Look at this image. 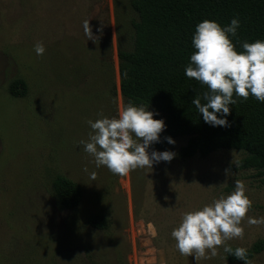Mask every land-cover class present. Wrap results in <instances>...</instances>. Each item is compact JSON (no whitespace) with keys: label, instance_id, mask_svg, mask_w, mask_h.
Segmentation results:
<instances>
[{"label":"rangeland","instance_id":"obj_1","mask_svg":"<svg viewBox=\"0 0 264 264\" xmlns=\"http://www.w3.org/2000/svg\"><path fill=\"white\" fill-rule=\"evenodd\" d=\"M134 17L129 0H0V264H230L224 244L214 257L195 259L179 253L170 233L185 212L231 193L234 181L245 185L251 207L242 236L225 243L247 250L264 240V224L247 222L264 217L261 179L254 170L230 168L241 151L182 160L188 137H180L147 150L172 151L171 161L124 176L97 168L83 151L87 121L98 113L116 117L125 106L118 41L129 37ZM19 79L28 91L13 97L10 84ZM57 176L80 187L78 207L59 205ZM95 214L107 218V230L89 224ZM249 264H264V251Z\"/></svg>","mask_w":264,"mask_h":264},{"label":"trees","instance_id":"obj_2","mask_svg":"<svg viewBox=\"0 0 264 264\" xmlns=\"http://www.w3.org/2000/svg\"><path fill=\"white\" fill-rule=\"evenodd\" d=\"M129 5L135 14L129 24L131 32L127 39L120 36L118 41L120 92L125 105L129 101L143 105L164 120L166 127L151 148H167L166 137H188L179 151L182 160L208 158L219 150L241 151L244 156L230 168L254 170L264 186V102L234 94L237 102L229 106L228 126L212 127L191 103L197 95L205 102L202 94L206 85L184 75L194 51L192 34L205 19L224 27L238 18L240 27L234 37L230 36L238 52L243 51L245 41L264 40V0H129ZM27 91L22 79L9 87L13 97H24ZM54 191L65 209H74L83 200L80 187L64 176L56 177ZM89 224L98 230L109 227L102 214L93 215ZM263 251L264 240L254 243L247 249L248 262ZM226 259L230 264H244L228 253Z\"/></svg>","mask_w":264,"mask_h":264},{"label":"clouds","instance_id":"obj_3","mask_svg":"<svg viewBox=\"0 0 264 264\" xmlns=\"http://www.w3.org/2000/svg\"><path fill=\"white\" fill-rule=\"evenodd\" d=\"M85 35L90 36L89 21L83 22ZM240 27L238 18H232L228 25L221 27L214 20H203L195 26L191 37L194 51L184 69V75L206 85L207 91L197 95L191 103L205 123L212 127L228 126L227 116L230 105L236 104L239 97L247 99L253 96L258 102H264V40L245 41L243 51H237L230 36H235ZM37 55L44 53L42 43L34 45ZM98 119L88 120L91 131L87 141L80 140L83 151L93 158L97 168L105 166L112 174L124 176L137 168H152L154 163L171 161L172 151L149 153L151 144L159 142V134L166 127L163 119H154V113L143 105L131 101L116 117L109 118L98 113ZM167 143L174 144L171 137ZM87 171V169H85ZM226 170V175H228ZM95 179V173H90ZM251 207V201L245 194V185L234 181L233 191L221 194L210 204L185 212L178 226L170 233L175 247L181 255H193L208 258L217 254V248L224 244L223 251L249 264L247 250L230 248L225 242L242 236L240 222ZM249 224H264V217H248ZM149 234L155 238L156 228L149 222ZM207 250V253H206Z\"/></svg>","mask_w":264,"mask_h":264}]
</instances>
